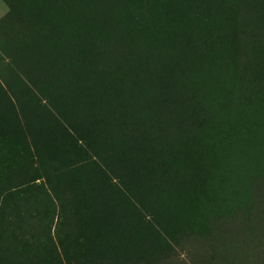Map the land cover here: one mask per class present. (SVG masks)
Masks as SVG:
<instances>
[{"label": "rangeland", "instance_id": "1", "mask_svg": "<svg viewBox=\"0 0 264 264\" xmlns=\"http://www.w3.org/2000/svg\"><path fill=\"white\" fill-rule=\"evenodd\" d=\"M236 1L0 0V264H264V0H249L256 36ZM90 10L139 25L161 48L192 17L187 70L216 85L195 109L128 104L118 119L132 137L119 153L25 60L52 48L61 24L89 25ZM26 29L45 40L20 52ZM24 207L33 216L9 219L6 208Z\"/></svg>", "mask_w": 264, "mask_h": 264}, {"label": "trees", "instance_id": "2", "mask_svg": "<svg viewBox=\"0 0 264 264\" xmlns=\"http://www.w3.org/2000/svg\"><path fill=\"white\" fill-rule=\"evenodd\" d=\"M98 1H113L118 4L120 0ZM235 5L243 11L247 31L255 36L260 35L262 31L257 20L261 18L259 9L250 4L249 0H237ZM117 10L119 9H114L115 12ZM91 18L89 25L79 21L71 25L61 24L57 27L61 28L58 29L59 34H53L54 46L37 55L36 51L31 50L25 60L30 67L34 65V77L39 79L42 88L55 95H71L76 117L84 118L92 127L101 129V132L93 134L98 139H104L107 135L106 143L118 145L116 151L119 153L123 142L132 137L131 128L118 119L120 112L128 104L134 105L135 110H138L144 98L152 110L158 107L159 102L165 105L163 101L169 105L174 103V106L179 104L180 107L183 103L187 108L195 109L199 106L200 97L202 102L207 94L205 87L216 85L211 73L208 72L204 77L205 81H202L195 71L187 70L195 63L193 54L197 53V45L193 48V35L198 29L196 24H187L192 17H186L190 20L181 26L171 28V35L163 40L162 48L147 39L145 42L141 41L143 39L139 37V32L143 29L139 25L119 23L112 17H108V21L104 23L106 16L101 11H91L87 17L89 22ZM238 18L240 19L239 15ZM18 38L21 42L18 48L20 52L24 42L34 47L35 41L45 40L33 32V29L23 30ZM85 43L86 47L81 50ZM157 53L158 59L162 58V61L156 58ZM88 74L94 78H87ZM112 77L116 80H112ZM210 89L208 88L209 91ZM87 108L91 109L90 113L85 112ZM180 124L187 125L189 121L182 120ZM71 132L75 134L74 131ZM112 134H115L116 140L111 139ZM77 138L82 142V138ZM93 159L96 156L93 155ZM140 177L141 172L136 168L132 180L137 183ZM25 186L23 183L18 184L12 187V191L16 192L18 188ZM25 199L32 202L30 197H23L24 201ZM6 211L9 219L12 216L19 217L20 220L33 216L25 207L21 211L17 208V214L15 210L8 208ZM7 224L10 226L12 221L9 220ZM20 230L21 226H18L13 232Z\"/></svg>", "mask_w": 264, "mask_h": 264}]
</instances>
